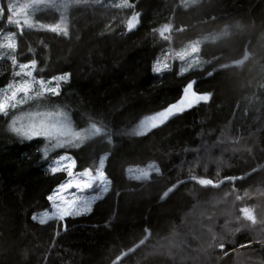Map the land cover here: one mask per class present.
<instances>
[{
  "label": "trees",
  "instance_id": "obj_1",
  "mask_svg": "<svg viewBox=\"0 0 264 264\" xmlns=\"http://www.w3.org/2000/svg\"><path fill=\"white\" fill-rule=\"evenodd\" d=\"M131 5L72 7L66 35H17L16 58L36 63L38 78L66 76L43 100L70 112L79 129L106 131L69 155L77 172L96 171L107 156L110 190L88 214L34 221L67 176L49 172L55 155H43V140L12 133L15 110L0 113V264H264V0ZM132 12L141 25L130 33ZM199 40L195 70L181 74L173 61L156 73L168 49ZM11 76L0 69V88ZM192 82L200 103L133 132ZM150 163L159 173L128 179V168Z\"/></svg>",
  "mask_w": 264,
  "mask_h": 264
},
{
  "label": "rangeland",
  "instance_id": "obj_2",
  "mask_svg": "<svg viewBox=\"0 0 264 264\" xmlns=\"http://www.w3.org/2000/svg\"><path fill=\"white\" fill-rule=\"evenodd\" d=\"M201 1L184 0V6L189 8ZM105 2L107 7L121 11L132 7L131 0H0V69L7 66L12 72L8 84L0 88V113L15 110L10 123L12 133L24 141L43 140V155L46 158L55 155L49 164V172L67 176V180L49 197V209L33 215V220L40 224L88 214L94 204L108 193L110 183L104 173L107 156L101 159L96 171L77 172L74 160L69 155L103 137L106 131L95 125L79 129L70 112L60 105L43 100V96L58 93L66 76L38 78L35 74L36 63H21L16 58L17 35L23 30L53 31L66 35L72 7ZM48 10L58 14L57 22L39 18ZM135 14L132 12L129 19ZM171 34L170 28H165V36ZM214 39L211 37L209 40ZM202 42L194 41L178 49H168L158 60L156 73L165 72L173 61L177 62L181 74L195 70L201 60L198 49ZM153 120H142L133 132L139 135L148 133L155 127ZM154 173H159L154 163L127 169L128 179L135 181H147Z\"/></svg>",
  "mask_w": 264,
  "mask_h": 264
},
{
  "label": "water",
  "instance_id": "obj_3",
  "mask_svg": "<svg viewBox=\"0 0 264 264\" xmlns=\"http://www.w3.org/2000/svg\"><path fill=\"white\" fill-rule=\"evenodd\" d=\"M140 25H141V14L138 13L133 15L128 21L129 32L130 33L135 32L140 27ZM195 88H196V82H192L188 86L186 92L183 94L182 98L178 102L173 104L164 113L154 118V124L162 126L166 122L172 120L173 118L181 114L190 106L200 103L203 97L196 92Z\"/></svg>",
  "mask_w": 264,
  "mask_h": 264
}]
</instances>
